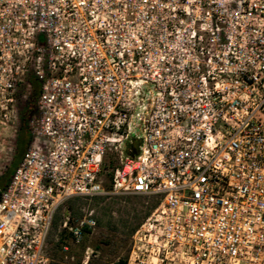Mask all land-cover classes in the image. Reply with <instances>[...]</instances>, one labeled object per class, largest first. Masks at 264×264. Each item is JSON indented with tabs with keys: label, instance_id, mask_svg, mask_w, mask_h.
I'll return each instance as SVG.
<instances>
[{
	"label": "built area",
	"instance_id": "1",
	"mask_svg": "<svg viewBox=\"0 0 264 264\" xmlns=\"http://www.w3.org/2000/svg\"><path fill=\"white\" fill-rule=\"evenodd\" d=\"M30 76L0 264H51L58 210L98 196L156 204L126 264H264V0H0V135ZM95 227L89 211L60 225L73 246Z\"/></svg>",
	"mask_w": 264,
	"mask_h": 264
},
{
	"label": "rangeland",
	"instance_id": "2",
	"mask_svg": "<svg viewBox=\"0 0 264 264\" xmlns=\"http://www.w3.org/2000/svg\"><path fill=\"white\" fill-rule=\"evenodd\" d=\"M31 96V87L20 88L18 90V101L16 104V118L13 120L12 127L0 135V181H5V173L9 172L15 161L16 147L18 141V130L21 124L19 117L20 109L26 105ZM36 102H34V107ZM35 108H33L34 110ZM35 115V111L32 112L31 118ZM30 118V119H31ZM30 121V120H29ZM29 130V129H28ZM18 159L14 163L18 166L20 160ZM118 167V159L115 152H109L104 160V166L101 172L102 186L105 191L110 189V175ZM14 171V170H13ZM13 173V172H12ZM11 176V175H10ZM9 176V178H10ZM9 178L5 181L7 184ZM1 189V188H0ZM141 205H148L144 200H140L134 196H116L107 197L104 200L88 202L82 200L78 210L82 214L83 211L92 212V216L96 221V227L93 231L85 235L81 244L77 246L70 245L68 237L60 226L58 227L57 234L53 242H48L47 256L51 259V264H112L118 261V259L126 257L130 239H126L122 233H119L120 228H110L107 225L108 215L110 214L115 219L117 218V212L124 205L127 207H134ZM69 211L67 207H62L60 211L61 223L64 215H67ZM97 220H100V224H97ZM60 223V225H61ZM62 235L64 243L69 244V251L67 253L57 252L55 255L53 245L60 241ZM89 251L92 255L88 261H85V252Z\"/></svg>",
	"mask_w": 264,
	"mask_h": 264
},
{
	"label": "trees",
	"instance_id": "3",
	"mask_svg": "<svg viewBox=\"0 0 264 264\" xmlns=\"http://www.w3.org/2000/svg\"><path fill=\"white\" fill-rule=\"evenodd\" d=\"M28 83L31 87V96L28 102H26V105L20 109L19 117L21 120V124L18 130V141H17V147H16V156L15 161L12 164V167L9 169L10 171L5 173L3 177H5V181L7 178H9L10 175H12L13 170L16 168V165L14 164L18 159L23 156L25 151L27 150L29 144H30V133L28 130V122L31 118V114L33 111L36 110V106L34 107V102H36L39 93H40V84L38 81L33 77L30 76L28 79ZM33 108H35L33 110ZM127 154L136 155L138 154V143H132L127 146L126 149ZM17 164V162H16ZM113 173L110 175V183L112 180ZM11 177V176H10ZM10 179V178H9ZM4 180L0 181V190H2L7 184H5ZM9 181V180H8ZM8 183V182H7ZM136 198H139L140 200H143V198L134 196ZM107 197L104 196H98L93 198V201L98 200H104ZM82 202V199L80 198H74L72 200H69L66 202V204L63 207H67V210L69 211L71 217L73 218H81L82 214L79 212L78 207L80 203ZM156 204L154 202L148 203V205H141L134 207H127V205H124L121 209L117 212V218L115 219L110 214L108 215V221L107 225L110 228L116 229L117 227L120 228L119 233H122L126 239H130L135 230L141 225V223L149 216L151 211L155 208ZM62 207L58 210L56 213L51 230L48 237V242H53L54 238L57 234L58 227L61 223V211ZM97 224H100V220H97ZM61 236V239L59 242L55 243L53 245V250L55 255L57 252H61L62 245L64 244V238ZM112 264H126V257L118 259L115 263Z\"/></svg>",
	"mask_w": 264,
	"mask_h": 264
}]
</instances>
